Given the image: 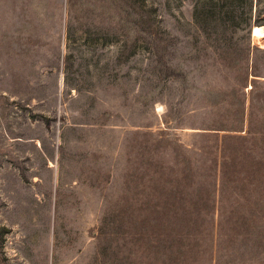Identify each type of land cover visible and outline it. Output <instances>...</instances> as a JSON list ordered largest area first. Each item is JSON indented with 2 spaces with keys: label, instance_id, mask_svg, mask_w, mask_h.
<instances>
[{
  "label": "rangeland",
  "instance_id": "374dc122",
  "mask_svg": "<svg viewBox=\"0 0 264 264\" xmlns=\"http://www.w3.org/2000/svg\"><path fill=\"white\" fill-rule=\"evenodd\" d=\"M255 26L264 0H0V264H120L156 229L264 264Z\"/></svg>",
  "mask_w": 264,
  "mask_h": 264
},
{
  "label": "trees",
  "instance_id": "16d2710c",
  "mask_svg": "<svg viewBox=\"0 0 264 264\" xmlns=\"http://www.w3.org/2000/svg\"><path fill=\"white\" fill-rule=\"evenodd\" d=\"M254 87L255 86L253 85L251 90H253ZM240 114L243 116L241 120L243 126L245 115L244 106L240 111ZM235 127H239V130L242 128L241 126ZM244 130L245 132H250L249 124L247 129ZM224 137L236 138L235 136L229 134L225 135ZM140 224H145V222L142 220L140 221ZM154 225H156V222ZM161 225L162 223L160 226ZM188 227L193 228L191 225ZM144 234L145 233H141L139 234L138 238H131L128 241H137L141 236H144ZM183 237L184 236H182V233L180 235H174L171 233H164L163 231L156 229L154 234L146 239L147 246L142 251L135 254L133 258H130L132 251L129 250L128 253L123 256V261L120 264H213L215 261L218 245H216L214 242L211 243L209 250L205 252L198 248V242L196 240L195 243L188 242L184 248Z\"/></svg>",
  "mask_w": 264,
  "mask_h": 264
},
{
  "label": "bare ground",
  "instance_id": "6f19581e",
  "mask_svg": "<svg viewBox=\"0 0 264 264\" xmlns=\"http://www.w3.org/2000/svg\"><path fill=\"white\" fill-rule=\"evenodd\" d=\"M253 35L258 36V38L262 37L264 35V30L261 26H255V29L253 30Z\"/></svg>",
  "mask_w": 264,
  "mask_h": 264
}]
</instances>
